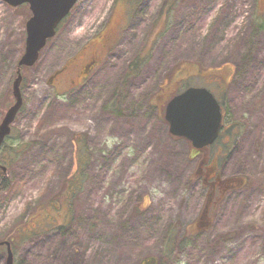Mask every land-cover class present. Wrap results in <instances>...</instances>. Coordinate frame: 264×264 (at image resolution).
Segmentation results:
<instances>
[{
    "label": "rangeland",
    "instance_id": "1",
    "mask_svg": "<svg viewBox=\"0 0 264 264\" xmlns=\"http://www.w3.org/2000/svg\"><path fill=\"white\" fill-rule=\"evenodd\" d=\"M165 1L79 0L20 70L22 105L0 148V243L14 264H264V0H171L160 23ZM111 14L127 23L102 64L69 93L51 86ZM29 18L0 0V124ZM188 87L218 98L226 153L218 143L204 161L170 135L165 102ZM213 161L223 184L239 183L202 217L197 165Z\"/></svg>",
    "mask_w": 264,
    "mask_h": 264
},
{
    "label": "water",
    "instance_id": "2",
    "mask_svg": "<svg viewBox=\"0 0 264 264\" xmlns=\"http://www.w3.org/2000/svg\"><path fill=\"white\" fill-rule=\"evenodd\" d=\"M11 8L28 5L30 18L25 25L24 54L17 64L16 79L12 84L14 105L11 106L0 124V147L10 134V126L22 105L20 70L32 67L38 54L48 40L55 36L60 22L69 14L78 0H1ZM164 120L169 133L189 142L193 149L200 150L212 144L220 131L222 115L214 97L204 88H189L174 97L166 106ZM4 172V169H2ZM205 208L203 216L206 215ZM6 247L5 264H13L9 243Z\"/></svg>",
    "mask_w": 264,
    "mask_h": 264
},
{
    "label": "flooded vegetation",
    "instance_id": "3",
    "mask_svg": "<svg viewBox=\"0 0 264 264\" xmlns=\"http://www.w3.org/2000/svg\"><path fill=\"white\" fill-rule=\"evenodd\" d=\"M167 4L169 6L168 8H170V6L172 5L171 0H166L165 3L163 4L164 7L161 8L160 12L157 14L158 16L160 15L158 17V21L160 23L164 21L165 12L169 10L166 8ZM133 9L134 7L132 6H126L127 14ZM126 19L127 18H123L119 22L117 21L114 22L113 14H111L105 28L101 30L99 34L95 35V37L92 40L88 41L84 46H82L78 51V53L73 58L69 59L66 65L63 66L62 69H60L59 71L53 74L52 78H50L49 80L50 85L56 88L58 84H59L58 86L64 84L66 86V90H68L66 93H69L72 90L76 89L77 87L83 85V83L94 72V70H96V68H98V66L102 64L104 59L111 52V49L114 46H116L117 42L119 41V36L122 30L126 26L127 23ZM157 35H159V33ZM154 38L156 37L153 36V39ZM92 41H94L95 43H92ZM140 60H142V57ZM197 71H203V70L198 68ZM204 73L206 72L204 71ZM68 86L71 87L68 89ZM166 103L167 102H165V104ZM220 108L222 114V124L218 138L215 140V142L212 145L208 147L202 148L197 151L191 149L195 157H201L200 159H203L204 161L206 158V157L204 158V156L209 153L210 148L216 146L218 143L222 144V148L218 152L219 154H224L228 150V141L225 140V143H223V140L226 137H228L227 128L226 125L224 124L225 114L221 105ZM204 163L202 162V164ZM198 168H199L198 172L200 173L202 172V174L205 176L204 184L207 188V197H208V203L206 207H207V211L209 212L210 209H212L213 206L216 205L215 203L220 200L221 195L224 194V192H226L225 189H228L227 191L231 189H235L236 185L234 183L229 185L222 183V180L219 178L218 172L216 170V162L214 161H213V166L211 168H209L208 166H203V165L201 166V163L199 164ZM201 216L205 217V215L204 216L201 215Z\"/></svg>",
    "mask_w": 264,
    "mask_h": 264
},
{
    "label": "trees",
    "instance_id": "4",
    "mask_svg": "<svg viewBox=\"0 0 264 264\" xmlns=\"http://www.w3.org/2000/svg\"><path fill=\"white\" fill-rule=\"evenodd\" d=\"M168 2V1H167ZM140 61V60H139ZM139 63H141V62H139ZM138 66H139V64H135V63H132L130 66H129V68H128V72H127V74L125 75V76H127V78H130V76H132L134 73H136V71L138 70ZM117 105V104H116ZM82 137L83 136H79L78 137V139H79V143H74V145L76 146L75 148H74V150L77 152L78 150H82V147H83V145H82ZM73 142H75V140L73 141ZM84 159V158H83ZM85 164V162H84V160H82L81 158H77L76 159V164H77V169H81V166L82 165H84ZM80 181H81V178H80V171L76 174V176H72V177H70L69 179H67L66 181H65V185H67L66 186V188H69L70 189V191H69V194H68V196L74 191V188L76 187V188H79L80 186H79V184H80ZM3 189H6V187H3ZM64 196V195H63ZM56 202H58V201H56ZM52 203H54L53 201H51L50 202V204H52ZM49 203H48V205H50ZM47 216H48V214H47ZM46 217V216H45ZM29 232L30 231H28L27 232V235L29 234ZM26 234V233H25ZM24 234V235H25ZM25 237V236H24Z\"/></svg>",
    "mask_w": 264,
    "mask_h": 264
}]
</instances>
